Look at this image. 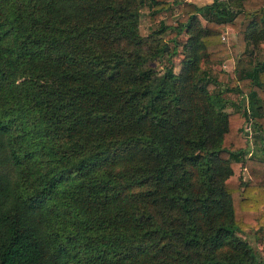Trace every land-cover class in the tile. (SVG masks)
Wrapping results in <instances>:
<instances>
[{"label": "trees", "instance_id": "trees-1", "mask_svg": "<svg viewBox=\"0 0 264 264\" xmlns=\"http://www.w3.org/2000/svg\"><path fill=\"white\" fill-rule=\"evenodd\" d=\"M263 39L264 0H0V264H264V58L222 65Z\"/></svg>", "mask_w": 264, "mask_h": 264}, {"label": "rangeland", "instance_id": "rangeland-1", "mask_svg": "<svg viewBox=\"0 0 264 264\" xmlns=\"http://www.w3.org/2000/svg\"><path fill=\"white\" fill-rule=\"evenodd\" d=\"M191 1H194L199 5L212 2V0H191ZM147 11H148L147 7L141 8L140 16H139V31H140L141 35H144V36H146L148 33L152 32L154 29H156L158 27L157 22L150 21ZM170 14H173L175 16L177 15V4H176V2H171L170 9L163 12L162 17L165 18L167 15H170ZM199 17H200L202 22L205 21V18L202 15ZM164 35H165V33L162 36H164ZM185 37H186V35H182L180 37V39L183 40V39H185ZM222 39H224V40L231 39L234 41V40H236V32L233 29H231L230 27H226L225 31L222 34ZM162 42H163V38H162ZM167 45L171 47L172 42L169 41ZM179 51L180 52L178 54L173 56L175 71L178 70L179 65H180V59L182 57L181 47H179ZM230 51L232 54L231 57L222 61V65L227 71H229V74L231 77V76L235 75L237 64L239 61H242V63L245 66H249L251 64H255L257 61H260L264 58V39L261 40L259 42V44H257V46H255V47H253L252 45H249L248 46L249 53L244 57L241 56L242 48L238 44L231 45ZM158 60L159 59L151 61L150 64L156 65V68L160 71L163 68V63H165L166 61L163 60V62H161V61L159 62ZM217 87H218V89H220L221 91L224 92L226 84L220 83ZM236 104L237 103L233 104V103L228 102L225 106V110L235 109ZM246 128H247L248 135L250 137H253L251 142H250L251 147L255 146L256 144L258 146L261 145L262 142L259 138L254 141V135H257V134L255 132V128L252 125V123H249L246 126ZM244 176H245V178H247L246 172H244ZM241 236L243 238H245L254 247V249L257 252L260 253L261 246H260L259 240H258L257 226L256 225L252 226L251 228H249L245 231H242Z\"/></svg>", "mask_w": 264, "mask_h": 264}]
</instances>
